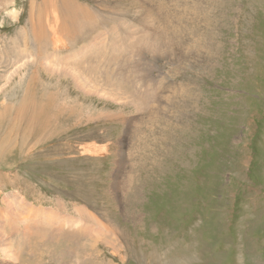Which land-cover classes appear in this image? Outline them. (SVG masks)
<instances>
[{"label": "rangeland", "instance_id": "rangeland-1", "mask_svg": "<svg viewBox=\"0 0 264 264\" xmlns=\"http://www.w3.org/2000/svg\"><path fill=\"white\" fill-rule=\"evenodd\" d=\"M12 1L0 264H264V0H53L67 45L38 59L43 0Z\"/></svg>", "mask_w": 264, "mask_h": 264}, {"label": "bare ground", "instance_id": "bare-ground-1", "mask_svg": "<svg viewBox=\"0 0 264 264\" xmlns=\"http://www.w3.org/2000/svg\"><path fill=\"white\" fill-rule=\"evenodd\" d=\"M7 4H13L12 0H6ZM37 2V1H36ZM40 6V5H39ZM38 6V7H39ZM56 5L53 4V0H43V5L41 7L38 8V14H34L33 16H30V21H31V27L28 30V35L27 37H25V43H24V54L31 49L32 53L37 57V59L39 57H41V51L43 50H47L50 51L49 47H52L53 51H58L60 48H65V46L67 45L66 43H63L64 39H62L61 36V31H64L63 27L66 29V25H63V23L60 19V15H58V13L55 10H51L52 12V16L53 18L51 19V23L50 24V18L47 17V22L48 25L50 26V30H47L45 28V24H44V19H45V15L49 14L50 8L51 7H55ZM82 6V5H81ZM36 7V6H35ZM61 7V6H60ZM59 7V8H60ZM33 8V7H32ZM82 8V7H81ZM79 7H77L76 5H69L67 2H63L61 9L63 10V17L67 20L71 19L70 14H75V16L79 19L85 18L88 19L90 17V12L88 10H83ZM86 8V7H84ZM82 11L80 13V16L77 14L78 11ZM36 11V9L34 10ZM77 11V12H76ZM59 12V11H58ZM61 12V11H60ZM50 16V15H49ZM51 17V16H50ZM73 18V17H72ZM75 18V17H74ZM100 20V19H99ZM77 21V20H76ZM107 21V20H106ZM67 23H69V21H67ZM79 23V22H78ZM84 23V21H83ZM82 23V24H83ZM88 24V23H87ZM103 25V24H102ZM29 26V25H28ZM63 26V27H62ZM88 26V25H87ZM107 26V25H106ZM86 26H84L85 28ZM92 27V26H91ZM90 29V28H88ZM95 29V28H94ZM98 29V28H97ZM69 34L66 35L68 42H75L76 44H79L80 42L86 41L87 40H91L90 37H88L87 39L84 36H81L78 31H76V29H72L69 30ZM97 31V30H96ZM49 32L51 33V35L49 34ZM88 41V42H89ZM3 42V41H2ZM16 43V42H15ZM21 43V42H20ZM90 44V43H88ZM88 44H86L85 46H88ZM17 46V45H16ZM28 48V50L26 49ZM26 49V50H25ZM7 52V51H6ZM51 52V51H50ZM41 55H39V54ZM43 53V52H42ZM23 54V55H24ZM47 57V56H46ZM49 57V56H48ZM52 58V56H51ZM67 59H71V56L66 55V57H63L62 59H60L61 62H64ZM44 60V59H43ZM59 62V61H56ZM81 62H75L74 63V70L75 72H77V75H75L78 80L81 79L82 77L85 76V74H83L82 72H80V69L82 67V65H80ZM14 66V65H13ZM38 66V65H37ZM18 67V66H17ZM39 67V66H38ZM43 67V66H42ZM64 69V68H63ZM79 73V74H78ZM80 75V76H79ZM22 79V78H21ZM87 79V78H86ZM90 80V79H88ZM82 82V80H80ZM91 81V80H90ZM90 83V82H89ZM79 84V83H78ZM81 89V88H80ZM83 92V91H82ZM67 98V97H66ZM78 98V97H77ZM78 111V110H77ZM33 120V117H29L28 119ZM95 149V148H94ZM88 152V151H87Z\"/></svg>", "mask_w": 264, "mask_h": 264}]
</instances>
